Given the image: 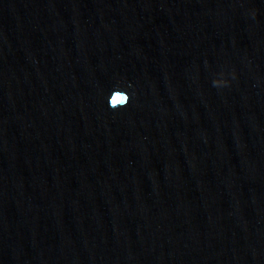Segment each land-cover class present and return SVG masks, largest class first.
Listing matches in <instances>:
<instances>
[{
  "label": "water",
  "instance_id": "water-1",
  "mask_svg": "<svg viewBox=\"0 0 264 264\" xmlns=\"http://www.w3.org/2000/svg\"><path fill=\"white\" fill-rule=\"evenodd\" d=\"M0 264H264V0H0Z\"/></svg>",
  "mask_w": 264,
  "mask_h": 264
},
{
  "label": "clouds",
  "instance_id": "clouds-1",
  "mask_svg": "<svg viewBox=\"0 0 264 264\" xmlns=\"http://www.w3.org/2000/svg\"><path fill=\"white\" fill-rule=\"evenodd\" d=\"M213 83L215 86H226L229 83V81H227L226 79L218 78Z\"/></svg>",
  "mask_w": 264,
  "mask_h": 264
}]
</instances>
